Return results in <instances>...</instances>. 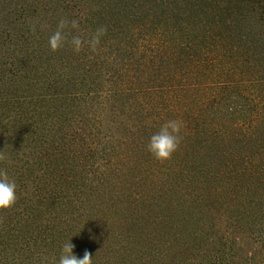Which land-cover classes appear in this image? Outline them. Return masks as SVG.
<instances>
[{
	"label": "rangeland",
	"instance_id": "1",
	"mask_svg": "<svg viewBox=\"0 0 264 264\" xmlns=\"http://www.w3.org/2000/svg\"><path fill=\"white\" fill-rule=\"evenodd\" d=\"M194 1L0 0V151L12 161L0 168L17 185L16 204L0 211V264H41L44 256L58 257L69 239L73 253L82 258L87 250L93 264H207L233 244L244 263L263 262L264 65L255 86L235 75L217 79L216 68L209 79L191 71L202 65L191 62H198L195 53L214 18L205 0ZM223 2L246 16L232 28L255 30L246 38L254 44L239 45L264 58L257 12ZM60 19L78 21L71 34L85 39L101 26L107 31L95 52L85 46L76 53L67 43L52 52L48 40ZM31 23H37L35 34ZM166 30L176 32L179 46L170 48L173 59L159 63L156 44L167 42ZM168 86L188 101L228 96L236 88L263 103L261 111L255 103L223 104L219 112L230 108L258 118L253 135L228 144L211 165L189 163L190 178L186 186L184 178L176 180L175 191L157 182V169L146 173L152 166H144L138 144L126 142L109 159L94 150L105 138L107 150L122 142L111 114L127 113L129 97L159 102ZM103 164L112 171L94 181Z\"/></svg>",
	"mask_w": 264,
	"mask_h": 264
},
{
	"label": "trees",
	"instance_id": "2",
	"mask_svg": "<svg viewBox=\"0 0 264 264\" xmlns=\"http://www.w3.org/2000/svg\"><path fill=\"white\" fill-rule=\"evenodd\" d=\"M205 1V3H207V8H212L214 12L212 16H214V18L211 23H209V25H211V30L203 36V42L206 43L203 44V50L199 49L198 52L195 53L198 62L196 64L195 61L193 63L191 62L193 65H202L194 67L195 70L191 69V71L196 72L201 77L204 76L209 79V77L214 74V68H216L217 76L215 77L217 79H226L230 75H235L239 77V83L242 85L251 83L255 86V84L261 83L262 80L255 77L260 73L258 69H261V67L263 68L264 58L259 59L260 56L255 55L256 53L253 52L252 49L244 48V46L241 47L239 45V42L245 45L247 43L254 44L255 41H248L247 37L249 33H254L255 30L251 29L249 33L244 34L243 31H236L232 28L238 19L244 22L246 16L237 13L239 11L237 9H230L233 8L232 5L226 8L223 2L224 0ZM229 1L231 2L232 0ZM235 2L237 5L241 3L247 5V11H249L251 15L253 12H257L259 17L257 16L258 20L256 23L258 26H264V0H235ZM214 29H217V32H215ZM237 32L241 33L238 34ZM175 33L174 30H166L165 33H162L164 34L163 38L167 42L161 41L160 45L156 44L157 55H155V58L159 59L158 62L165 61L166 59H173L174 55L171 53L170 48H174L176 51L177 46H179V41ZM166 34H172V36H167ZM207 40L209 41L207 42ZM168 41H170V43H168ZM164 43L166 44L164 45ZM167 47L170 51L166 49ZM259 62L260 64H258ZM167 79L169 78L167 77ZM201 83L203 84L204 82H199V84ZM226 83L229 84V82ZM207 86L205 82L201 90H204ZM170 88L171 86H168L165 89L166 91L162 92H165V94H163L162 98L160 97L159 102L157 100L154 101V99L149 96H140L141 98L132 97L131 99L129 97V104L126 108L127 113L117 115L113 112L111 114L114 130H118L122 133V136H124L123 140H121L122 142L118 145L111 144L110 150H107L109 148L107 146H109L110 143H108L107 138H105L104 142H100V147H94V150L99 156L106 155L107 159H109L113 153L116 151L119 152L120 148L129 146L126 142H131L132 145L138 144L140 146V152L144 155L143 157L146 160L144 166H148V169L152 166L146 173L148 174L151 172L152 168L154 172H156L155 169H157L158 174L160 173V177L162 176V180H159L157 177V182L161 181L162 185L167 186V190L175 191L177 186L175 185V181L181 177L184 178L183 182L185 184H183L186 186V178H190V170L187 168L189 163L195 164L199 163L201 160L204 163H212L214 161V156L224 153V151H229L227 148L228 144H236L237 140H249L253 135V130L257 123L255 119H258L256 116H251L249 112H231L230 108H228L227 111L225 110L226 112H219L222 105H232L235 101H242L243 108H248L250 107V103H255L257 111H261L263 103L261 100L259 101L258 96V98H255V96L249 92H236V88L230 90L229 93L231 95L228 96L222 95L219 97L213 93L210 99H206L204 96L195 95L194 97L192 96L189 101L187 100L188 98L186 99L184 96L174 93ZM229 89L231 88H226L224 90ZM240 94L241 96H239ZM186 100L188 102H184ZM212 105L220 107L213 111ZM263 115L264 114H262L260 118V122H264ZM171 119H180L184 122V128L182 129L183 140L178 150L173 153L171 159L159 162L148 152L147 145L150 137L159 131L161 125L165 121ZM244 143L247 144L248 142ZM246 144H244V146H246ZM231 150H235V148ZM202 165L203 164H200L199 172H203ZM181 168H183V170H181ZM95 169L96 175L94 173V181H102V178L107 179L106 176L112 171V168L108 167L107 164H103L102 166L98 165ZM113 169L115 168L113 167ZM147 192L149 191L147 190ZM155 193L156 191L153 195ZM148 195L150 194H147V196ZM157 197L161 198L162 196L159 195ZM262 253L264 252H261V254ZM261 261V264H264V259ZM207 264L246 263L239 259V255L233 244L232 247L225 246L219 252L211 255Z\"/></svg>",
	"mask_w": 264,
	"mask_h": 264
},
{
	"label": "clouds",
	"instance_id": "3",
	"mask_svg": "<svg viewBox=\"0 0 264 264\" xmlns=\"http://www.w3.org/2000/svg\"><path fill=\"white\" fill-rule=\"evenodd\" d=\"M43 29V25H40ZM79 28L78 21L60 19L54 33L49 37L48 45L52 52L62 49L65 44H69L76 53L81 52L85 46L92 52H95L101 37L106 34V27L101 26L85 39L82 35H72L71 30ZM30 31L35 34L37 31V23L30 24ZM69 37H71L69 39ZM184 122L180 119H171L165 121L158 132L154 133L147 145L148 152L159 162H164L171 159L182 140V129ZM0 163L11 164L10 157L0 151ZM16 182L10 179L7 173V168H0V211H7L14 207L17 201ZM74 245L70 243V239L66 241L60 248L58 257H42L41 264H93L92 255L85 250L83 257L78 258L74 253Z\"/></svg>",
	"mask_w": 264,
	"mask_h": 264
}]
</instances>
